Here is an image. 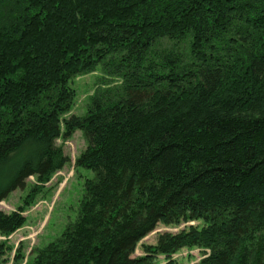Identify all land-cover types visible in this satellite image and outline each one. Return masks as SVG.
Here are the masks:
<instances>
[{"label": "trees", "instance_id": "16d2710c", "mask_svg": "<svg viewBox=\"0 0 264 264\" xmlns=\"http://www.w3.org/2000/svg\"><path fill=\"white\" fill-rule=\"evenodd\" d=\"M98 68L69 115L71 82ZM76 130V166L94 176L26 264H156L195 247V264H264V0H0V202L36 181L0 210V235L26 224ZM160 222L188 225L140 243Z\"/></svg>", "mask_w": 264, "mask_h": 264}, {"label": "rangeland", "instance_id": "374dc122", "mask_svg": "<svg viewBox=\"0 0 264 264\" xmlns=\"http://www.w3.org/2000/svg\"><path fill=\"white\" fill-rule=\"evenodd\" d=\"M104 75L103 70L98 68L94 72L74 78L71 85L76 90V97L69 115L85 113L90 97L97 90ZM58 144L63 146L70 161L53 174L51 180L35 196L34 202L26 208V224L10 236L0 235V264H15L16 257L20 254H23L24 260L18 262L26 264L29 256H33V251L36 252L38 248L55 240L69 223L76 220L85 181L94 176L91 169L76 166V158L85 150L87 139L81 130H76L71 137L58 139ZM35 182V177H30L25 188L13 191L6 200L0 202V210L11 212L24 205ZM187 225H167L160 222L140 243L155 244L159 234L167 231L176 233ZM141 254L142 247L139 244L135 255ZM202 256L203 251L199 248H183L172 256V260L165 255H159L156 264H170V261L173 264H195Z\"/></svg>", "mask_w": 264, "mask_h": 264}]
</instances>
